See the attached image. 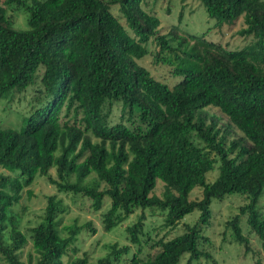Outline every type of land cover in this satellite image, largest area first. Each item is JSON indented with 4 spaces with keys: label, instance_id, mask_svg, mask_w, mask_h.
<instances>
[{
    "label": "trees",
    "instance_id": "trees-1",
    "mask_svg": "<svg viewBox=\"0 0 264 264\" xmlns=\"http://www.w3.org/2000/svg\"><path fill=\"white\" fill-rule=\"evenodd\" d=\"M143 1L3 0L27 13L23 29L12 26L0 5V98L25 90L41 71L40 97L23 126L0 127V168L8 172L0 171V257L6 264H62L78 232L90 225L73 222L61 234L57 214L63 207L48 195L40 221L29 228L35 256L20 260L17 252L26 237L10 208L35 175L58 192L88 198L95 212L108 198L100 218L103 231L136 209L164 212L167 227L194 209L199 212L180 234L151 242L156 251L143 259L138 254L147 237L141 239L144 216L139 213L124 229L126 244L108 245V252L92 262L82 255L69 264H177L183 254L185 264L211 259L202 248L209 239L201 227L208 223L211 200L232 193L246 202L225 222L227 229L247 251L248 239L239 227L245 215L264 252V217L256 208L264 192V0H196L216 23L242 16L239 33L254 41L239 49L193 41L189 47L195 66L175 68L180 79L171 87L137 60L147 52L149 39L157 45L156 60L186 41L177 39L175 25L158 34L159 20L143 9ZM110 4L117 5L118 15L111 13ZM113 102L120 103V115L109 123L103 108ZM208 106L226 117V130L240 132L236 139L226 140L216 118L204 112ZM214 164L217 175L206 182ZM91 173L94 178L86 181ZM156 179L163 184L160 196L152 194ZM194 187L201 188L196 200L189 199Z\"/></svg>",
    "mask_w": 264,
    "mask_h": 264
},
{
    "label": "rangeland",
    "instance_id": "rangeland-1",
    "mask_svg": "<svg viewBox=\"0 0 264 264\" xmlns=\"http://www.w3.org/2000/svg\"><path fill=\"white\" fill-rule=\"evenodd\" d=\"M0 5L5 8L6 15L10 18L12 26L15 29H23L26 27V12L14 5H5L0 0ZM142 7L149 13H152L159 20L158 34H164L168 29L175 25L177 27L178 40L185 39V44L176 47L173 53L162 52L154 58L157 45L152 39L146 44L147 52L144 56L137 60V63L146 68L150 75L169 87L174 85L179 79V74L174 73L175 68L187 66H195L196 61L190 57L193 53L190 50V44L193 41L211 42L219 44L225 49H239L244 45H251L254 41L252 35H241L240 29L244 27L243 17H238L233 23L221 22L216 23L214 19L209 18L201 3L196 0H144ZM110 11L114 15H118L116 4H110ZM119 21L130 33L124 20L119 16ZM165 53V54H164ZM174 54L176 57H174ZM165 56V61H161ZM35 76L34 83L27 86L21 92H13L0 98V127L20 129L30 111L34 108L39 98V74ZM40 102V101H38ZM106 119L109 123L117 122L120 115V103L113 102L109 108L107 105L103 108ZM204 112L207 115L216 118V124L220 130L225 133L226 140L236 139L240 132L234 128L226 130V117L215 107H205ZM80 113L76 115L79 119ZM125 114L123 115V117ZM69 122H73V117H68ZM199 144V141H197ZM56 150L54 156L58 155ZM0 171L8 173L0 168ZM217 164H214L212 170L205 174V181L211 182L217 175ZM16 172L11 173L13 176ZM50 175L54 177L55 171L51 167ZM94 178V174L88 175L85 180L89 181ZM69 180H74V176H70ZM163 190V184L156 179L152 194L160 196ZM54 195L56 200H60L63 210L57 214L58 229L64 234L62 227L71 223L82 225L88 222V227L82 228L76 235V239L69 246L67 252L62 256V264H69L76 257L85 255L88 262L96 260L98 257L108 252V245L116 244L117 247L126 244L125 227L133 223L139 213L144 216L143 232L144 240L147 237L146 244L141 246V252L138 256L143 259L155 253L156 248H152L149 244L160 237L163 239L171 238L180 234L183 224H193L199 215L197 209L185 214L180 221L172 227H167L163 223L164 212L154 208H146L143 210L136 209L125 220L118 225L112 227L108 231H103L101 227V214L106 211L109 205L108 198H105L103 205L98 211L90 208V200L80 194L63 193L56 191L55 187L47 183L42 176L35 175L31 183L23 186L20 191V197L16 203L12 205L11 213L15 219L16 227L25 235L26 243L19 249L17 256L20 260L26 261L30 255L34 258V252L31 248L29 239V228L35 226L40 221L43 212L46 196ZM201 197V188L194 187L189 193V199L196 200ZM246 202L244 196L235 193L227 194L221 200L212 199L209 204L210 217L208 223L201 227L202 235L208 237L209 243L202 245V248L209 251L211 259L199 258L193 260L192 264H264V252L261 250L260 241L257 237L249 232L245 221V215L239 219V227L241 233L248 239L247 251L243 245L234 241L230 229H227L225 222L229 220L239 206ZM264 192H262L257 200L256 208L264 217ZM93 229L91 231L90 229ZM7 229L4 231V239L7 242ZM134 246L131 251H134ZM187 254H183L177 264H185ZM0 264H6L0 257Z\"/></svg>",
    "mask_w": 264,
    "mask_h": 264
}]
</instances>
